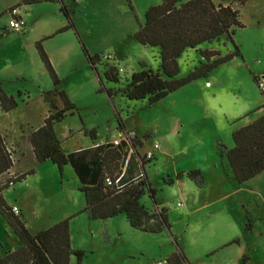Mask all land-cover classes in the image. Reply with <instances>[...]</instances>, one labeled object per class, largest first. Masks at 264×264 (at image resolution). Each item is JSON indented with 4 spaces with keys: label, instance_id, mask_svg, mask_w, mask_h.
<instances>
[{
    "label": "rangeland",
    "instance_id": "obj_1",
    "mask_svg": "<svg viewBox=\"0 0 264 264\" xmlns=\"http://www.w3.org/2000/svg\"><path fill=\"white\" fill-rule=\"evenodd\" d=\"M212 1L232 3L237 7L243 26L234 30L232 40L221 35L209 44L185 49L177 58L178 75H186L203 60L196 51L198 48L214 47L223 56L232 52L235 44L239 55L154 103L147 105L141 99H128L120 92L108 97L103 89L121 87L133 71L140 69L141 62L153 70L158 69V48L142 45L134 38L137 45L124 47L121 55L116 56L117 67L122 68L119 73L125 79L120 83L107 81L102 74L103 65L112 64L115 60L112 62L103 57L104 61L96 64L95 71L80 50L78 54L71 53L68 62L57 64L60 75L52 65L61 81L59 87L76 105V109L67 111L55 127L58 138L66 139L62 143L63 149L71 151L90 143L91 136L85 132L91 129L101 139L117 137L118 113L124 126L142 142L138 149L140 154L154 153V159L145 164L144 170L156 190V202L166 208L171 224L170 232L149 233L132 228L123 216L89 220L85 214H74L70 219L69 234L71 246L85 251L81 264H148L175 250L173 237L180 248L184 243L189 245L185 249L193 255L200 253L196 246L198 239L215 242L216 239L231 237L228 240L231 246L223 253L235 250L224 264H235L233 256L236 258L237 253L240 254V264L244 254L249 264H264V172L243 184L236 183L233 172V181H229L209 169H198L203 179L201 186L190 178L175 180L179 171L185 173L200 168L204 163L210 166L217 141H220L218 138L215 140L220 135L218 116L224 109L240 110L241 106L248 105L256 108L255 116L264 115V107L261 108L264 106V93L255 79L264 78V0H248L241 5L233 0ZM133 3L137 5L130 0L137 13ZM146 5L147 2L139 12L142 20L148 8ZM37 6L49 8L44 2ZM8 19L9 15L4 14L0 25L7 26ZM7 30L3 33L0 28V79L3 90L13 93L19 106L15 108V116L9 117L11 119L6 118L0 109V129L11 122L8 128H15L20 135L41 121L46 109L41 94L51 89L53 82L35 42L31 41L32 36L24 32L25 29L12 32L7 27ZM51 40L43 38L44 50L55 44L56 41ZM18 91L20 95H17ZM22 113L23 116L20 115ZM22 121L24 124L19 132L18 125ZM232 131L228 132L231 142ZM146 134L150 136L145 138ZM154 143L158 144L157 148ZM225 160L228 163L226 157ZM36 167L34 174L2 191L6 204L19 205L22 220L29 229L59 217L65 211L64 203L77 205L79 200L84 203V196L77 190L69 168L65 167L60 173L53 162H40ZM168 178L173 179L172 184H167ZM4 182L5 179H0V184ZM141 202L145 206L151 205L147 196ZM189 210L192 211L188 213ZM247 217L251 221L249 231L244 230ZM18 244L15 233L0 214V252L13 249ZM221 262L220 253H214L203 256L198 263ZM76 263V257L70 255V264Z\"/></svg>",
    "mask_w": 264,
    "mask_h": 264
},
{
    "label": "trees",
    "instance_id": "obj_2",
    "mask_svg": "<svg viewBox=\"0 0 264 264\" xmlns=\"http://www.w3.org/2000/svg\"><path fill=\"white\" fill-rule=\"evenodd\" d=\"M40 1L47 0H21L28 4ZM233 1L241 5L248 0ZM129 6L133 10L130 3ZM62 12L67 23L55 33L72 28L87 62L93 70L96 71L97 63L104 61L103 57L108 61H114V58H107V54H91L76 30L70 10L62 5ZM134 16L138 26L133 32V38L142 45L158 48L159 67L153 70L147 63L141 62L140 69L133 71L121 87L103 88L108 97L120 92L128 99H141L149 105L191 80L205 77L213 67L240 53L235 44L234 50L223 56L214 49L198 48L196 51L203 60L199 61V64L186 75H178L177 58L185 49L210 43L221 35H226L232 40L234 30L243 26L239 20V10L232 3H215L212 0H161L146 9L142 22L138 21L135 14ZM42 40L35 42V48L52 79L53 87L44 90L41 94L43 101L48 106V114L44 117L43 123L28 134L35 160L39 163L45 160L52 161L57 164L60 173L65 164H71L81 183L77 189L84 196V205L76 214L85 213L89 220H105L117 215H124L129 225L134 229L149 233L170 231L166 208L158 207L155 199L156 190L152 187L144 170L145 164L150 163L154 157L152 155L148 158L146 153L140 154L138 149L142 142L136 135L129 136L127 134L128 136L125 135L123 139L117 138V144L113 143L114 138L110 142L94 145L99 149L97 160H87L82 167L77 165L79 160L75 156L84 154L87 152L86 150L67 153L63 149L62 140L57 136L55 125L66 115L67 111L75 110L76 105L69 99L64 89L59 87L61 81L42 47ZM114 62L103 65L104 78L114 83L125 81L119 73L122 68L119 69ZM257 78L255 77L256 81ZM17 95H20V91L17 92ZM17 106L18 102L15 96L3 90L0 79L1 111L7 112ZM116 116L117 128L124 130L125 126L118 113ZM90 136L94 139L92 133ZM149 136L150 134H146L145 138ZM232 140L231 147L220 143L218 151L221 156L227 158L236 182L243 183L264 171V115L234 129ZM12 147V144H8L5 135L0 134V176L5 172L12 171L11 175L6 176L5 182L0 184V214L20 240V245L0 254V264H69L72 254L77 259L76 264H81V257L85 255V251L74 249L71 246L69 225L73 216L66 217L40 231L32 232L26 227L19 212L14 214L11 206L5 203L2 196L3 189L24 181L26 176L35 172L31 167L26 170L20 168V159ZM133 156L137 157L138 172L136 176L126 178L127 166ZM121 159H123L122 166L118 169L117 166ZM119 174L118 182L113 180L111 183H107L105 181L106 176L115 178ZM183 175L194 180L199 186L203 183L202 175L198 169L188 170L185 173L178 172L176 179ZM172 181V178L166 180L167 184H171ZM145 196L150 199V206H145L141 202ZM250 222V219L246 221L245 231L251 229ZM173 243H175V250L167 255L164 261H153L148 264H190L174 237ZM246 261L247 255L244 254L241 264H245Z\"/></svg>",
    "mask_w": 264,
    "mask_h": 264
},
{
    "label": "crops",
    "instance_id": "obj_3",
    "mask_svg": "<svg viewBox=\"0 0 264 264\" xmlns=\"http://www.w3.org/2000/svg\"><path fill=\"white\" fill-rule=\"evenodd\" d=\"M131 1L137 4L135 6L133 3L137 13L134 12V9L133 10L130 9V6L128 5L130 3V0H47L43 2L46 3L47 6H49V8H41V9L38 8L39 6L37 5L40 3H43L42 1L28 4V3L21 2V0H0V17H2L3 19L4 14L9 15V9L13 5H20V7L22 8L23 16L26 20V28L24 32H27V34H30L32 36L31 41L34 43L38 41L37 40L38 38H41V39L46 38V40L52 39L51 41H54V40L56 41L54 45L52 46L48 45L47 48H45V50L48 54L50 62L54 66L57 73H59L58 71L59 67H57V64L59 62H62V63L68 62L70 60L71 53L76 52L78 54L79 50L82 51L80 43L72 28L66 29L59 33H55L59 28H61L67 23L66 22L67 20L62 12V5H64L67 9L70 10L71 17L76 27V30L81 40L83 41V43L89 50V52L91 54L103 53L105 55L106 54L110 55L112 56V58H114L116 65H117L118 61L116 60L117 58L116 56L121 55V52L123 51L124 47H127L128 45H131V44L137 45L135 41L133 40V32L136 30L138 26L137 20L135 19L134 14L136 13L135 15H137L138 17L137 19L139 22L143 21L140 18V14H139L142 6H145L147 2L146 6L149 7L150 5L159 3L161 0H147L146 2H143L142 0H131ZM145 8L147 7H144V9ZM2 19H0V22ZM0 28L1 30L4 31L3 33H7L8 30H7L6 25H2ZM34 29L38 32L36 33ZM1 38H2V34L0 32V39ZM208 49H214V47L212 48L208 47ZM7 93L13 94L11 92L10 93L7 92ZM22 103L27 104L24 102ZM45 107H46L45 113L41 121L35 126H32L30 128V131L43 123L44 117L48 114V106L46 105V103H45ZM241 107L243 108L240 110L226 108L224 109V112L218 116L219 122L217 123V125H218V128L220 129V132H219L220 135L218 137L216 136L215 140L216 138H218L220 141H217L218 143L215 149L216 151L214 152V156L212 160L210 161V166H208L207 163H204L200 165V168H197V169H200L201 171L209 169V170H212V172H217L221 176V178L226 177L227 180L233 181V177L231 176L232 170H231V167L226 162L225 156L218 155L219 153L218 145L220 143H224L227 147H231L233 145V140L231 142L228 132H231L232 130L242 125L248 124L249 122L257 118V116L254 115V112L256 111L255 107H250L248 105H244ZM263 107L264 106L262 105L261 108ZM15 110L16 109H13L7 112H2V111L1 112L6 118H9V117L12 118L15 116V113H16ZM22 111L23 110L19 112H22ZM23 114L24 113L20 115L23 116ZM23 124L24 122L22 121L18 125V128L20 129L21 127H23ZM9 125L11 126L12 123L11 122L9 124L5 123L4 126L6 127L3 126L0 129V134L5 135V138L8 144H12L13 146L12 148L15 150V154L20 159V168L22 170H26L27 168L31 167V168H34V170H36L37 168L36 165L39 164V162L35 160L33 152L31 150V146L29 144L28 134L30 131L28 130L26 133H20L19 135L16 133L17 130L15 128H13V130L8 128ZM116 130L118 131V136L114 137L115 139L117 138L123 139V137L127 134L129 136L136 135L134 132H132V130L127 129L126 127L124 130H119L118 128H116ZM68 131L70 132L71 130H68ZM19 132H21V129ZM90 132L94 136V139L91 138L90 143L83 145V146L75 147L71 151L64 149L67 153L68 152L76 153L77 151L82 150V149L87 151L80 156H75V158L79 160V162H77V165L81 167L84 166L87 160H90V159L95 160V161L97 160L99 149H97L94 145H97L103 142H110L112 140V139H108V136H106V138L104 139L99 138L98 135L95 133L94 129H91ZM90 132H85V133H88L89 135H91ZM65 141L66 139H62V143ZM152 155L154 157L153 152H152ZM122 160L123 159L119 160V163L117 166L118 169L121 168L122 166ZM43 162H52V161L45 160ZM65 167L69 168L70 171L72 172L73 177L76 182V188H78L81 183L75 171L73 170V167L69 163L63 166V170L65 169ZM137 172H138L137 157L133 156L130 160V163L127 166L126 178H131V177L136 176ZM11 173L12 171H10L9 173L5 172L1 174L0 179H5L6 176H8L9 174L11 175ZM254 177L250 178L247 181L248 182L251 181ZM186 178L187 177L183 175V177L179 179H175V180L182 181ZM236 183L243 184V183H238V182ZM78 191L80 192V194L83 195V193L80 190ZM13 205L17 206V208L19 209V215L21 216V210H20L19 205L17 203L10 204V206H13ZM83 205L84 203H82L80 200L77 205H69L68 203H64L63 209L65 211L61 215H59V217H57L56 219L50 218L49 221H47L45 225L32 226L30 230L32 232H37V231H40L42 229H45L53 225L54 223L66 217L73 216L74 214H76L78 210H80L83 207ZM158 207H161V205H158ZM191 211L192 210H189L187 212L189 213ZM78 214L84 215L85 213H78ZM117 216H123L125 218L124 215H117ZM170 227H171V224H170ZM230 238L231 237L224 238V239H216L215 242L212 241L211 239H208L206 241H201L200 239H198L196 246L200 249V253L195 254V255H193L192 252L189 254L186 251L185 248L187 247L189 248V245H187L186 243L180 245L181 248L180 247L179 248L183 251V253L187 257L190 264H200L198 262L201 258H203V256L205 257L210 254L212 255L214 253H220L221 258H222L221 264H224L227 258L231 256V253L232 254L234 253L233 250H235V248H233L232 250L226 252L225 254L223 253V251H225L224 249H227V247L231 246L230 245L231 243H228L229 242L228 240ZM18 241H19L18 245H20V240L18 239ZM13 249H10V250H13ZM10 250H5V251H10ZM3 252L4 251L0 252V254L2 255ZM167 255H164L163 257H160V258H155L153 260L156 262L164 261ZM233 259L235 260V264H240L241 258H240L239 253H237L236 258L233 256ZM246 263H248V258H247ZM69 264H70V261H69Z\"/></svg>",
    "mask_w": 264,
    "mask_h": 264
},
{
    "label": "built area",
    "instance_id": "obj_4",
    "mask_svg": "<svg viewBox=\"0 0 264 264\" xmlns=\"http://www.w3.org/2000/svg\"><path fill=\"white\" fill-rule=\"evenodd\" d=\"M7 27L12 32H21L22 30H24L26 28V21L23 17L22 10H21L20 6L15 5L9 9V20H8ZM107 58L111 59L112 56L107 55ZM257 84H258V87L260 88V90L264 93V78L258 77L257 78ZM113 143L117 144L118 139L113 140ZM153 146L155 148H157L158 144L154 143ZM151 156H152L151 152L146 153V157L150 158ZM119 179H120V174L117 175L115 178L110 177V176L105 177V181L107 183H111L113 180L115 182H118ZM10 184H11V182H10ZM11 210L14 212V214H18V212H19L17 206H14V205L11 206Z\"/></svg>",
    "mask_w": 264,
    "mask_h": 264
}]
</instances>
